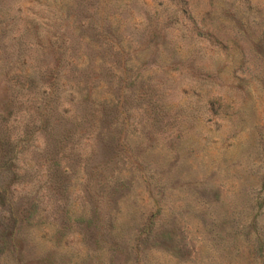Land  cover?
<instances>
[{
	"label": "rangeland",
	"instance_id": "1",
	"mask_svg": "<svg viewBox=\"0 0 264 264\" xmlns=\"http://www.w3.org/2000/svg\"><path fill=\"white\" fill-rule=\"evenodd\" d=\"M0 264H264V0H0Z\"/></svg>",
	"mask_w": 264,
	"mask_h": 264
}]
</instances>
